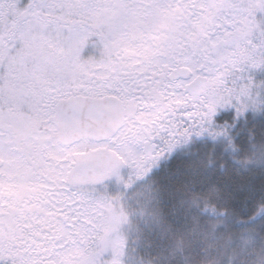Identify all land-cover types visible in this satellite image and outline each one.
<instances>
[{"label": "rangeland", "instance_id": "1", "mask_svg": "<svg viewBox=\"0 0 264 264\" xmlns=\"http://www.w3.org/2000/svg\"><path fill=\"white\" fill-rule=\"evenodd\" d=\"M0 7L6 25L19 24L16 31L10 27L1 34L15 36L20 50L65 60L73 51L78 66L79 56L85 55L84 69L94 77L85 87H93V94L116 92L122 97L126 92L142 99L137 102L144 104L142 110L127 127L141 132L119 138L114 146L127 158L126 165L148 166L137 172L144 174L148 186L132 232H113L98 253L110 219L101 192L90 193L88 188L43 240L36 233L30 245L2 250L4 264L16 256L10 264H38L39 259L93 264L96 258L97 264H264L261 225L240 231L233 262L222 261L218 247L206 243L204 231L210 226L196 206L204 196L233 208L235 216L251 215L264 205V192L256 184L264 162L250 158L245 172L233 175L168 178L182 144L212 132L215 120L225 119L226 112L252 101L258 104L264 97L258 78L264 59H254L252 53L258 51V42L264 46V0H0ZM114 63L129 70H113ZM184 69L190 78L172 79L176 70ZM199 77L212 84L197 99L186 89L190 79ZM40 89L56 91L48 81ZM30 94L27 97H33ZM156 103L160 108L147 110ZM155 136L160 137V163L144 162L139 145Z\"/></svg>", "mask_w": 264, "mask_h": 264}, {"label": "flooded vegetation", "instance_id": "2", "mask_svg": "<svg viewBox=\"0 0 264 264\" xmlns=\"http://www.w3.org/2000/svg\"><path fill=\"white\" fill-rule=\"evenodd\" d=\"M2 9L4 7H0ZM12 26L6 25L4 18L0 19V252L30 245L32 234H40L43 240L45 234L52 232L62 212L69 206L74 207L88 188L90 193L101 192L104 212L110 219L100 239L107 246L110 234L126 232L132 227L140 213V200L145 196L143 188L147 182L144 174L137 172L148 166L126 165L127 158L114 146L119 138L131 139L141 132L127 127L144 104L137 103L141 98H134L132 93L124 92L122 97L116 92L93 94V87H85L87 81L94 80L93 74L84 69L85 55L79 56L82 66H78L73 51L65 60L39 54L38 50H20L15 36L5 38L1 34ZM18 27L16 22L12 29L16 31ZM113 70L124 74L129 67L114 63ZM155 76L160 79V74ZM44 81L56 89L53 94L40 89ZM208 84L193 98L200 99L211 88L212 83ZM28 92H32L33 97H27ZM85 99H116L122 104L124 123L114 137L102 141L64 139L60 108ZM157 108H160L159 103L148 105L147 110ZM147 138L139 145L140 159L160 163V137ZM137 147L138 144L135 150ZM99 152H102L99 157L120 159L121 165L103 178L85 179L79 173L83 159ZM73 223L79 221L73 220ZM17 258L19 256L6 260L10 264ZM38 261V264H51L45 259ZM92 261L97 264L98 260ZM3 262L1 252L0 264Z\"/></svg>", "mask_w": 264, "mask_h": 264}, {"label": "trees", "instance_id": "3", "mask_svg": "<svg viewBox=\"0 0 264 264\" xmlns=\"http://www.w3.org/2000/svg\"><path fill=\"white\" fill-rule=\"evenodd\" d=\"M257 47L258 51L252 50V53L256 52L254 59H264V46L258 42ZM256 66L253 67L254 73L263 68L258 78L264 84V64L260 68ZM225 117L223 120L217 118L215 129L203 138L194 136L188 140V144L181 145L179 156L173 161L176 165L168 169V178L186 180L195 173L227 176L238 170L245 172L250 158L264 162V97L258 104L252 101L226 112ZM261 168L264 170V167ZM258 173L262 179L257 180L256 184L264 192V173L261 170ZM245 195L244 192L241 196ZM196 206L202 220L210 226L204 231L206 243L218 247L222 261L233 262L234 244L240 231H255V225H261V234H264V205L258 206L246 218L243 215L235 216L233 208L218 205L209 198L204 199V196L196 201Z\"/></svg>", "mask_w": 264, "mask_h": 264}, {"label": "water", "instance_id": "4", "mask_svg": "<svg viewBox=\"0 0 264 264\" xmlns=\"http://www.w3.org/2000/svg\"><path fill=\"white\" fill-rule=\"evenodd\" d=\"M189 70L177 71L172 77L188 78ZM206 87V79L199 78L189 85L187 91L198 96ZM60 127L65 140L93 139L106 140L114 137L123 127L125 114L122 104L115 99L72 101L60 108ZM102 152L84 158L79 173L85 179H100L117 169L121 163L117 158L99 157Z\"/></svg>", "mask_w": 264, "mask_h": 264}]
</instances>
